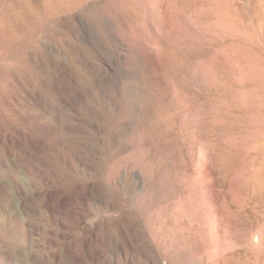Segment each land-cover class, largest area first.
<instances>
[{
	"label": "rangeland",
	"instance_id": "1",
	"mask_svg": "<svg viewBox=\"0 0 264 264\" xmlns=\"http://www.w3.org/2000/svg\"><path fill=\"white\" fill-rule=\"evenodd\" d=\"M0 160V264H264V0H0Z\"/></svg>",
	"mask_w": 264,
	"mask_h": 264
},
{
	"label": "bare ground",
	"instance_id": "2",
	"mask_svg": "<svg viewBox=\"0 0 264 264\" xmlns=\"http://www.w3.org/2000/svg\"><path fill=\"white\" fill-rule=\"evenodd\" d=\"M0 161H1V160H0ZM5 165H6V164H5ZM0 170H1V169H0ZM0 173L3 175V173H2V172H0ZM1 174H0V177H2V176H1ZM2 213H3V212H2ZM5 223H6V222H5ZM47 263H48V262H47Z\"/></svg>",
	"mask_w": 264,
	"mask_h": 264
}]
</instances>
